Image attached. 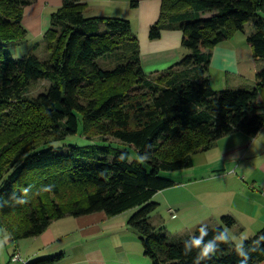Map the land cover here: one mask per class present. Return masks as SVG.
Wrapping results in <instances>:
<instances>
[{"label":"trees","instance_id":"1","mask_svg":"<svg viewBox=\"0 0 264 264\" xmlns=\"http://www.w3.org/2000/svg\"><path fill=\"white\" fill-rule=\"evenodd\" d=\"M149 37L182 32L189 51L164 71L146 74L132 24L119 17H87L82 0H62L44 35L48 58L12 59L6 44L23 42L26 7L33 0H0V227L14 244L41 236L53 222L104 212L113 218L134 211L128 224L140 235L152 264H241V246L228 240L236 221L201 227L174 241L151 222L155 195L175 186L162 172L194 166L196 154L231 134L257 135L264 127V0H161ZM136 6V1L131 3ZM206 15H209L206 17ZM256 64L255 87L215 91L207 76L210 51L245 33ZM107 58L103 68L99 60ZM193 70L191 76L190 71ZM51 85L36 98L29 90ZM127 144L49 147L76 135ZM66 148V149H65ZM223 233L224 239L216 237ZM219 245L197 261L195 240ZM247 264L264 261V228L243 241ZM63 254L25 264H59Z\"/></svg>","mask_w":264,"mask_h":264},{"label":"crops","instance_id":"2","mask_svg":"<svg viewBox=\"0 0 264 264\" xmlns=\"http://www.w3.org/2000/svg\"><path fill=\"white\" fill-rule=\"evenodd\" d=\"M134 1L136 6L132 7L131 3ZM82 2L87 4L85 11L87 17L129 15L126 19L130 20L137 36L141 66L146 74L164 71L180 62L184 56L180 30L167 28L162 31L160 38L152 40L149 37L150 27L160 18L161 0H82ZM61 6L62 0H33V3L25 8L23 15V25L27 30L26 41L44 39L51 25V15ZM229 41L219 44L210 51L211 61L207 76L212 81L211 73L214 68L222 77L235 75L238 78L242 76V80H249V77L254 79L256 64L251 47L243 50L242 46L236 47ZM244 54L246 57L248 54V62L253 60V74H250V68L244 65L246 60H243ZM240 87L245 88L239 86L237 89H241ZM211 151L213 153H210ZM199 154L204 156L201 174L202 179H206L207 182L206 186L197 187L198 191L194 193L200 206L193 217L196 228L191 230V234H183L182 238L192 236L201 227L212 228L220 225L222 217L231 216L236 224L227 229L228 239L230 231L238 232L236 238L240 239L241 243L237 244L232 239L231 242L241 246L244 240L255 236L264 228V127L255 136H248L242 132L226 136L211 150ZM207 154H212L210 155L213 157L212 161L207 160ZM185 176L189 179L191 177ZM190 182L189 180L188 183ZM169 205H173L172 202ZM173 206L169 209L170 214ZM175 207L182 209L184 203L178 206L175 204ZM130 217L127 212L113 218H109L104 212L79 218L65 217L63 218L65 220L73 218L74 221H69L68 224L73 230L70 233L72 235L65 234L62 237L56 235L53 230V224L57 223L55 221L41 236L30 238L33 244L46 248L49 252L47 255L41 254L43 249L34 248L35 245L25 248L27 246L24 243L25 239L17 245L14 244L10 236L3 231L1 236L5 251L3 256L0 255V264H25L36 258L55 254L64 255L63 261L59 264H152L143 253L139 233L128 224ZM176 218L177 216L173 220ZM182 227L184 228L185 224ZM74 234H78L79 239ZM83 240L82 246H79ZM62 245H65V248H62ZM68 251L71 253L70 256H67ZM75 251L79 252L78 256H74ZM16 254L20 255L21 260H13ZM259 264H264V261Z\"/></svg>","mask_w":264,"mask_h":264},{"label":"rangeland","instance_id":"3","mask_svg":"<svg viewBox=\"0 0 264 264\" xmlns=\"http://www.w3.org/2000/svg\"><path fill=\"white\" fill-rule=\"evenodd\" d=\"M123 16L124 17H119V18L126 19L128 18L129 15H123ZM207 16L209 15H206V17ZM245 27H246L245 33L243 32L236 33L232 38L233 40L231 42L229 41L231 45L234 44L236 47L242 46L243 50H245L246 47L250 49V46L247 42V37L253 32L252 23L246 24ZM149 32H150V29H149ZM5 51L10 54V57L12 59H20L28 54H36L42 60H46L48 58V52L46 50V43L44 39L42 40L39 39L38 41H35L34 39H30V40H27L26 42L23 41V42L6 44ZM183 52H184V56L182 57V59L187 54H189V51L185 48H183ZM244 59H246L244 65L245 66L247 65L250 68V71H249L250 74H253V71H252L253 60H251V62H248L249 61L248 54H247V57H246V54H244L243 60ZM107 63H108L107 58H102L99 60V64L103 68H111V66H108ZM259 65H264V61H262ZM190 74L191 76L193 75V70L190 71ZM211 74L213 77L211 78L212 79L211 83L215 91H222V90H227V89L234 90V89L239 88V86L245 87V88L240 87L241 89L252 90L256 84V83L254 84L255 75H254V79L252 77H249V80H242L241 79L242 76L238 78L235 75H231V76L229 75L228 77H225V76L222 77L221 75L218 74V72L214 68H212ZM50 85L51 83L49 81H44L40 83L39 85L32 87L29 90L28 97L36 98L38 95L45 93L48 90ZM88 144H98L101 146L110 145L117 149L128 150L131 154L132 160L138 159L136 152L133 149H131L127 144L116 142L113 139H108V141H104L100 139L99 137L94 138V140H87L86 138L82 136V124L81 123H80L79 131L76 135L69 136L63 141L52 142L48 147L42 146L38 150H43L49 147L59 148L62 146L63 147L66 146L67 148L68 145L86 146ZM210 153H213V151H211ZM202 155L203 154H197L194 156L195 165L191 169H185V170H181L177 172H162L161 174L162 178L173 180L174 182H176V185L164 191H160L155 195L154 201L157 203H160V205L158 209L154 213H152L151 222L156 227H165L168 235L174 241L181 239L183 234L185 233L191 234V230H195L196 228V223L193 220V217L196 215V210H198V207L200 206H198V202L196 201L197 197L194 195V193L198 191L197 187H204L206 186V182H207L206 179L204 180L202 179V174H201V171H202L201 168L203 166V157H204ZM210 155L212 154H207L208 161H212L213 157L211 158ZM185 175H190L191 176L190 179L187 178ZM189 180L191 181L190 183H188ZM185 184H188V185H185ZM170 202H172L174 206L169 205ZM183 203H184V207L182 209H177V207H175V204L178 206ZM172 206H173V212H174V209H175V212L177 211L175 213L177 216L175 220H173L169 212V209ZM134 212L135 210L129 211L127 213H129L132 216ZM69 221L72 222L74 220L73 218H70V220L60 219L59 221H56L57 222L56 224H53L52 227L56 235L60 237L64 236L65 234L72 235L70 233L72 232L73 229L71 226H68V224H70ZM184 224H185V227L183 228L182 226ZM2 232L3 230L0 227V255L1 256H3V253L5 251L4 242L1 236ZM74 235L77 236V239H79L78 234L77 235L74 234ZM238 235H239L238 232L234 233L233 231H230L228 240L229 241L233 240L237 244H240L241 243L240 239L236 238V236ZM24 241H25L24 242L25 245H27L25 246V248H29L32 245H35L34 248L40 247L41 249H43L41 251V254L43 255L49 254L46 248H44L43 246H40L39 244L37 245L33 244L34 242L30 238L25 239ZM87 241L88 243H91L90 240H87ZM83 242L84 240L78 245L82 246ZM62 246H63L62 248H65V245H62ZM107 246L108 245H106V247ZM70 254H71L70 251H68L67 256H70ZM74 254H75L74 256H78L79 252L75 251ZM53 256H56V254L52 256H44V257L36 258L32 261H35L41 258L53 257Z\"/></svg>","mask_w":264,"mask_h":264},{"label":"clouds","instance_id":"4","mask_svg":"<svg viewBox=\"0 0 264 264\" xmlns=\"http://www.w3.org/2000/svg\"><path fill=\"white\" fill-rule=\"evenodd\" d=\"M215 239H224L223 233H221L220 236L216 237ZM218 247L219 245L213 244L212 242L202 244L201 240L199 239L195 240L193 243V248L198 249L197 261H200L202 259L210 261L216 255ZM238 255L244 257V260L241 262V264H247L248 257L243 245H241Z\"/></svg>","mask_w":264,"mask_h":264},{"label":"built area","instance_id":"5","mask_svg":"<svg viewBox=\"0 0 264 264\" xmlns=\"http://www.w3.org/2000/svg\"><path fill=\"white\" fill-rule=\"evenodd\" d=\"M171 214H172V218H175V217H176L175 212L171 211ZM13 260H14V261L21 260L20 255H19V254L14 255V256H13Z\"/></svg>","mask_w":264,"mask_h":264}]
</instances>
